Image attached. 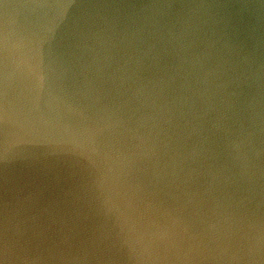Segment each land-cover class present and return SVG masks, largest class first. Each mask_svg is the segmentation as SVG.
<instances>
[{
  "label": "water",
  "instance_id": "95a60500",
  "mask_svg": "<svg viewBox=\"0 0 264 264\" xmlns=\"http://www.w3.org/2000/svg\"><path fill=\"white\" fill-rule=\"evenodd\" d=\"M0 264H264V0H0Z\"/></svg>",
  "mask_w": 264,
  "mask_h": 264
}]
</instances>
